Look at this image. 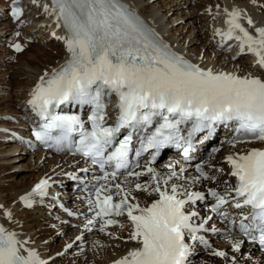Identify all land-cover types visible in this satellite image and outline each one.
Returning <instances> with one entry per match:
<instances>
[{
    "label": "snow or ice",
    "instance_id": "1",
    "mask_svg": "<svg viewBox=\"0 0 264 264\" xmlns=\"http://www.w3.org/2000/svg\"><path fill=\"white\" fill-rule=\"evenodd\" d=\"M256 2L252 0L253 4ZM44 10L67 30L66 36L57 38L65 41L70 56L59 69L45 73L47 78H40L28 101L41 120L33 128V135L37 141L51 146L50 141L59 144L79 131L77 151L101 169L106 165L113 168L104 171L99 178L104 182L98 183L89 196V211L94 214L84 227L90 229L99 222L102 232L112 225L123 228L115 217L126 215L132 225L128 239L139 246L114 264H186L191 251L185 241L186 233L193 241L211 247L197 233L207 231L205 224L212 216L195 224L193 220L199 213L185 210L190 202L205 200V193L188 190L185 168L177 171L175 165L169 164L168 171L162 173L151 165L161 150L170 145L182 149L184 157L190 159L192 136L204 129L214 130L217 123H235L233 146L244 140L264 142V78L214 72L191 63L174 52L122 0H52V6L45 4ZM224 11L227 29L217 30L222 41L235 39L240 52L247 49L257 57V66L264 68V27H255L245 10ZM13 15L19 19L22 9L15 7ZM13 47L23 50L19 43ZM113 94L118 97L119 115L115 124H107L105 98ZM73 103L92 106L90 130L80 116L56 111L61 105ZM154 121L158 126L151 134L136 136ZM189 121L193 122L192 128L185 136L181 125ZM54 130H59L60 135L53 136ZM134 138L139 140L138 148ZM149 149H154L150 164L143 171L131 170L130 154L139 158ZM226 159L236 183L228 185L225 181L222 190L207 189L215 200L210 211L228 221L230 227L222 234L235 251L241 250L244 240L234 236V230L264 248V148H252ZM135 166L139 167L138 160ZM121 169L127 170L125 181L145 175L150 179L129 187L121 182L112 183ZM195 170L199 175L190 178L194 182L217 179L205 171L202 163L196 164ZM48 186V179H42L20 199L32 207L36 202L33 197L45 196ZM134 190L156 193L158 198L142 206L132 195ZM226 206L251 209L249 214H242L238 229L235 216L229 219ZM5 215L12 218L10 210H5ZM211 231L219 230L212 227ZM26 244L18 233L0 224V264H47L34 249L25 248ZM212 254L227 257L223 250L214 249ZM232 261L235 264V256Z\"/></svg>",
    "mask_w": 264,
    "mask_h": 264
},
{
    "label": "bare ground",
    "instance_id": "2",
    "mask_svg": "<svg viewBox=\"0 0 264 264\" xmlns=\"http://www.w3.org/2000/svg\"><path fill=\"white\" fill-rule=\"evenodd\" d=\"M128 1L131 3V7L134 9L133 11L137 13L139 17H141L145 22L150 21L154 27H158L157 30L160 32L159 37H161L162 40L167 45H169L174 52L182 55L190 62H197L199 59L205 61L208 59L207 62L211 63L213 68H216L218 65H221L223 68L229 70H233L235 68L238 69V67H240V69H249L255 73H258V68L252 67L251 60H243L244 57H239L238 59L233 60L234 55L228 53L226 49L220 51L218 49V42L216 41L218 38V34L216 33L218 27L217 17L222 11H224L226 7H230L232 5H235L236 7H244L245 9H252L259 13L262 17V20L258 21L257 25L264 27V8H261L262 10H260L259 7H255L252 3V0H159L156 2L155 0ZM161 1H164V4H162ZM257 1L264 3V0ZM218 5L219 7H217ZM209 6H213L211 9L212 14L211 16L207 17L205 14L206 10L210 9ZM38 8H32L31 10L32 15L30 16L31 25L29 27V32L33 31L35 35H40L39 32H41V35L46 40H49L48 36L50 35V32L55 29V33H59L61 37L66 36L65 32L62 30V27L57 29L58 24L57 22H54V15H49V13L44 10V7ZM162 8H166V10L162 11ZM187 10H189L190 15L197 14V11L201 10L202 12H205L203 13L204 19H202L201 25L198 27L194 26V20L189 19L188 29H185L184 24L178 28H173L171 25H173L174 20L187 16ZM171 11L173 12L170 14ZM169 14L171 16H175L170 18L168 16ZM205 22H207V24H205ZM179 30L181 31L179 32ZM177 32L179 33L177 34ZM15 39L20 38L16 37L12 40ZM40 42L43 43L44 41ZM51 42H53V40H51ZM24 44L26 46L25 50H32V57L26 62V65L30 69L34 70L35 73L31 74L30 78H27V81H24V83L19 80H14L13 78H3V82L1 80V82L5 85L1 89H6V91L4 90L5 95L0 98V115L8 114V117L15 116L18 119H23L28 115V113H26L27 111L24 106V101L28 99L29 92L32 87L37 85L41 77H45V73L51 74L53 70L59 69L69 59L70 56L64 40L62 42L64 45L63 49H59L54 46H41L40 43H38L40 45L30 43ZM200 55H202V58ZM215 56H217L216 63L214 62ZM13 82H15V84L23 83L24 85L23 88H21L22 90L19 89L21 90L19 91L17 89L15 92L11 91L9 87L12 86ZM2 121L3 120L0 119V122ZM7 122L10 124V120H7ZM9 127L13 128L10 125ZM223 133L227 134V131H223ZM12 136L13 135L10 133L0 132V203L4 204V207L0 208V222L4 226L9 225V227L12 228L13 224L15 223L13 219L17 217L23 223V229L28 230L39 240L49 238V236L54 233V231L51 230L46 224L50 223V216L48 215L50 211L43 208L40 203H38L37 209L24 208L22 206L23 201L20 200V198L21 196H24L27 191H29L33 180L47 173L51 174V167L62 162L64 156H61L60 160L59 157H56L40 162L42 154H37V159L34 161V163H31V165H34V168L30 169L31 172L29 175H27L26 181L22 182V185L19 186V183L17 182L5 185L2 181L7 177L2 175L4 171L7 169L17 168L19 166H28L25 162L26 157L23 154L24 152L15 153L16 150H24L27 153V149L20 145V142H18ZM46 159H48L47 156ZM219 159L220 157H218V160ZM70 165L71 164L68 161H65L61 165H58V167L65 168L64 171H67V169H74ZM227 167V165L224 166V171L217 168L214 170V172H218L221 178H226L227 176L225 174L229 171V168ZM15 175L17 174H13L11 176L15 177ZM17 179L18 178L16 176V181ZM18 181L20 180L18 179ZM179 182L184 183V181ZM186 186H188V184ZM154 195L155 193H136L135 197L142 205L153 198ZM5 203L9 207H7ZM5 210H10L12 212L11 219L5 215ZM46 220L47 222H44ZM38 228H40L41 231H37ZM131 229L132 225L130 222H128L123 228L118 227L112 229V235H89L88 237L91 243L88 246V251L84 253L82 257L76 260V263L89 264L91 261H95L94 264H107L109 261L117 260L119 257L126 255L128 248L135 245L136 243V241H131L128 239ZM76 231L77 229L72 230L71 234H74ZM115 234L122 236L124 240L126 239V242L113 240ZM115 244H119L121 246L115 247ZM110 246L113 247L110 248ZM53 247L57 246H55L53 243ZM222 247L227 252V257L220 258L217 256H212L205 251H201L198 256L194 257L195 264H228L229 261H232V256L237 257L235 264H258L256 260L259 261L260 255H256L255 257L257 259L253 260L252 258H246L244 256H239L238 253H234L228 248V244H222ZM89 258L91 261H89Z\"/></svg>",
    "mask_w": 264,
    "mask_h": 264
},
{
    "label": "rangeland",
    "instance_id": "3",
    "mask_svg": "<svg viewBox=\"0 0 264 264\" xmlns=\"http://www.w3.org/2000/svg\"><path fill=\"white\" fill-rule=\"evenodd\" d=\"M156 1H159V0H155ZM263 1V0H262ZM148 2V1H147ZM167 2V1H165ZM162 4H164V1H161ZM38 10V9H37ZM166 8H162V11H165ZM173 11L170 12V14L172 13ZM196 13V12H195ZM205 12H202L201 11H197V14H193V15H190V12L189 10H187V16H184L182 18H178L176 20H174L175 23H173V25L171 26H174V28H178L179 26L183 25L185 26V29H188L189 28V23H188V20L189 19H192L194 20V26H199L201 25V22H202V19H204V14ZM168 15L170 18H172L173 16L175 15ZM206 15V14H205ZM207 16V15H206ZM2 20V19H1ZM177 20L179 22H177ZM4 22V21H3ZM177 22V23H176ZM6 23V22H5ZM175 24V25H174ZM4 26L5 24H3L0 30V38L2 35H4V32L6 29H4ZM181 30H179L180 32ZM177 32V34L179 33ZM40 35L36 34V37H39L41 39H39V42L40 41H44L43 44H41V46H49V47H57L60 49V46L56 45V43L54 44L53 42H50V43H45L47 40L41 35V32H39ZM6 36V35H5ZM5 36H3L4 39H0V83L3 82V78H13L14 80H19V81H22L24 83V81L26 82L27 81V78L29 79L30 78V75L31 74H34L35 71L30 69L26 64V62L31 59V54H32V50L29 51V50H26L25 52H23L21 55H16V56H10L8 54V47L7 45L5 44ZM45 39V40H43ZM38 42V43H39ZM53 43V44H52ZM36 44V43H35ZM47 44V45H46ZM37 45H40V44H37ZM62 49V48H61ZM10 65V66H9ZM6 74V76H5ZM22 74V75H21ZM2 77V78H1ZM19 78V79H17ZM2 80V82H1ZM23 83L21 84H15V82H13L12 86L9 87L11 91H17V89H21L23 88ZM3 86H5L3 83L0 84V98L5 95V91L6 89H1ZM20 86V87H19ZM16 87V88H15ZM5 90V91H4ZM22 90V89H21ZM19 90V91H21ZM4 91V92H3ZM23 153L26 157L25 159V162L27 163V167H23V166H19L17 168H13V169H7L6 171H4L2 173V175H5L7 176L6 178H4L2 181H3V184L5 185H8L10 183H14V182H17L19 183V186L22 185V182L26 181V177L27 175H29V173L31 172L30 169H33L34 168V165H31V163H34V161L37 159H34V161L32 162L31 161V158L29 157V155L26 154V151L24 150H16L15 153ZM32 156V155H31ZM31 167V168H30ZM16 171V172H15ZM13 174H17L15 175V177L11 176ZM10 176V177H9ZM16 176L17 178L20 180L16 181ZM13 177V178H12ZM9 178V179H8ZM12 178V179H11ZM21 183V184H20ZM6 205V203H5ZM7 206V205H6ZM9 207V206H7ZM118 245V244H117ZM86 261V260H85ZM89 261H91V259L89 258ZM78 264V263H76ZM89 264H93V262L91 261Z\"/></svg>",
    "mask_w": 264,
    "mask_h": 264
}]
</instances>
